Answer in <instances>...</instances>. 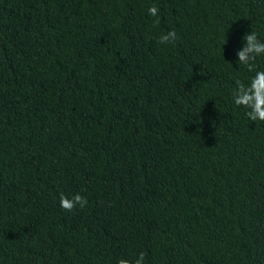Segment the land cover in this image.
Segmentation results:
<instances>
[{"label":"trees","instance_id":"obj_1","mask_svg":"<svg viewBox=\"0 0 264 264\" xmlns=\"http://www.w3.org/2000/svg\"><path fill=\"white\" fill-rule=\"evenodd\" d=\"M252 30L264 0H0V264H264Z\"/></svg>","mask_w":264,"mask_h":264},{"label":"clouds","instance_id":"obj_2","mask_svg":"<svg viewBox=\"0 0 264 264\" xmlns=\"http://www.w3.org/2000/svg\"><path fill=\"white\" fill-rule=\"evenodd\" d=\"M148 14L155 17L154 25L160 24L159 9L153 5L148 9ZM177 34L174 29L162 32L157 38V43L168 45L174 43ZM244 46L238 51V62L245 66L249 72H254L250 82L245 83L242 79H236V87L232 89V100L236 106H242L247 117L252 121H264V70H258L256 60L264 56V41H262L256 31L252 30L243 37ZM60 206L65 211L71 212L75 208H84L88 205L87 197L80 193H75L71 197L61 192L59 196ZM145 253H139L133 260L120 258L117 264H144Z\"/></svg>","mask_w":264,"mask_h":264}]
</instances>
